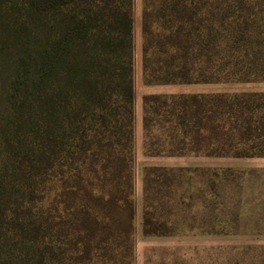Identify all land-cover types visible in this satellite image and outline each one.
<instances>
[{
    "label": "trees",
    "instance_id": "1",
    "mask_svg": "<svg viewBox=\"0 0 264 264\" xmlns=\"http://www.w3.org/2000/svg\"><path fill=\"white\" fill-rule=\"evenodd\" d=\"M145 85L264 82V0H142ZM134 0H0V264H134ZM147 157L264 159V93L142 99ZM147 167L145 237L182 178Z\"/></svg>",
    "mask_w": 264,
    "mask_h": 264
},
{
    "label": "rangeland",
    "instance_id": "2",
    "mask_svg": "<svg viewBox=\"0 0 264 264\" xmlns=\"http://www.w3.org/2000/svg\"><path fill=\"white\" fill-rule=\"evenodd\" d=\"M142 8V0H134V264H264V159L232 160L229 168L188 167L197 171L181 179L178 196L184 203L171 216V235H142V176L151 158L143 151V97L171 95L162 92L168 88L187 94L264 93V82L174 85L165 90L145 85Z\"/></svg>",
    "mask_w": 264,
    "mask_h": 264
},
{
    "label": "crops",
    "instance_id": "3",
    "mask_svg": "<svg viewBox=\"0 0 264 264\" xmlns=\"http://www.w3.org/2000/svg\"><path fill=\"white\" fill-rule=\"evenodd\" d=\"M174 85L161 86L162 89L173 87ZM169 89V90H168ZM166 91H163L167 94H187L177 92L176 90L168 88ZM165 90V89H164ZM237 159L232 158H207V157H198V158H176V157H151L149 160V167H164V168H188V167H202V168H219V167H232L231 161Z\"/></svg>",
    "mask_w": 264,
    "mask_h": 264
}]
</instances>
